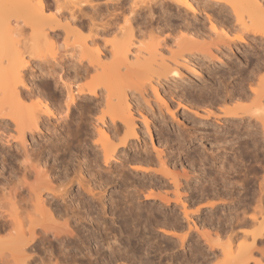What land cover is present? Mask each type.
Listing matches in <instances>:
<instances>
[{
	"label": "rangeland",
	"instance_id": "obj_1",
	"mask_svg": "<svg viewBox=\"0 0 264 264\" xmlns=\"http://www.w3.org/2000/svg\"><path fill=\"white\" fill-rule=\"evenodd\" d=\"M2 1L0 2V39H1V42L3 39L5 40L8 39L7 40L8 47H6L5 49L6 50L5 54H8L7 49L11 45V43H9V39H12L10 42H12V44L16 46L15 48V46L12 45L13 46L12 48H14V51L15 49H17L16 50L17 52L21 50L20 51L21 53L24 51L22 55L24 58L28 59L26 63H23V65L25 64L24 67L22 65L23 69L21 68V74L24 73V76H25L24 77L22 75L26 83L24 84L25 86L27 85V87L25 88L28 89L27 90L24 88V90L28 92L30 89V92L32 91L31 93L32 96L36 94L38 96V97L35 96L36 99L39 98L42 100V102L46 100L45 101L47 102L46 104L48 105L51 104L49 106L54 111H57V108L61 107L60 110L63 108L64 110L63 109L62 110L66 112L65 106H64L65 105L64 101L67 98V92H68L67 90H66L67 92L65 91V85H67L66 81L67 82L70 81L68 83H71L72 89H74L73 91H75L76 93V90H75L76 84L85 83L86 81L90 79L89 78L90 75L88 74L93 75V73L95 72L94 70H92L93 69L92 65L89 66L90 63L88 64V67H87L86 65L87 55H83L84 52L80 51V48L78 47L79 43L82 44L85 41L87 43L88 41V43L90 42L91 44V41H93V38H94V41H95V42L93 41L94 46L98 45L99 47L98 46L97 47L99 49L102 48L99 51L100 55L103 56L105 59L107 57V60L104 59L105 60L104 62L106 64L110 63L112 61L111 60L112 58H109V56H112V54H111V50L109 46L111 47L112 42L114 43L115 41L117 42L118 40H122L124 38L123 32L125 33L126 31L125 29L128 26L130 27L129 23L131 22L132 28L130 27V29L131 30L133 29V31L131 32L138 38V41H136L138 45H135L137 46V48L135 49L141 48L143 50L146 46L147 47L152 46L154 45V43L162 40L163 43L161 42L159 44L160 46H156L158 44H155L159 52L160 50L163 51L161 53L165 55L166 57L173 55L174 53L176 57L179 56L177 58L183 61V62L180 61L183 64H180V62L178 61V64L180 65L179 66L180 73H181L180 76L182 80L180 81L177 80L176 83L173 81H170V82L168 81V83L167 81H163L162 85L160 86L158 85V87L160 88V91L162 89L165 91V92L162 91V94L163 92L165 93L163 94L165 95V97L167 96L166 94L168 93V97H166V101H167V104H169L168 107H170L172 115H170L168 111H165L166 109H165V106H162L163 104L160 105L162 110H160L157 107V104H158L157 102L159 101L158 100L155 101L156 98L153 96L151 90L147 88L148 86H144L141 89L139 88L142 91V94L145 95V96L142 95L143 98L145 97L143 100L147 99L148 102H143L142 97L141 96H140L141 98L138 97V94L140 92L139 89L137 90L134 86H130L129 88L134 91V92H129L131 93L129 95L131 97L130 101L133 103V104L131 103L133 106L132 112L134 113L132 114L136 122L137 131H139L138 135H140V138L142 141L140 140L136 144V146L134 144L133 147L131 145V147L128 146L125 149L121 148L122 149L120 151L121 155L118 153V156H117L118 160L117 161L112 160L111 166L110 165L103 166L105 167V169L114 170V173H113L114 175L118 172L116 170H121L120 173H123L124 171L123 175L124 176L126 175L125 178L124 176H122L123 180L121 176L117 175V179L115 178L116 180L114 181V183H110L108 186H106L107 190L105 191V195H106L105 200L106 201L108 200L106 202L108 205V210H109V207L112 208L113 207L112 205H114V208L112 209L114 210L113 212H115L114 215L110 214L108 218H106V223L107 224L109 223L108 225L114 229L112 232L113 234H116L118 238L117 239L118 242L116 241L115 243L114 241V245H113L114 248H115V244L116 245L120 244L121 247L117 245L115 249L119 247V249H122L123 251V248L125 247L124 250L125 251L127 250L129 252L126 253L124 251L125 252L124 254L130 255L131 253H133L131 254L133 255L132 256L133 259L131 257L128 258L127 256L126 259L125 258L119 259L120 261L119 260H117V262L114 261L115 263H112V264H117V263L118 264H124V263L125 264H141V262L142 264H167L165 262H167L168 260H169L168 264L170 263L171 264H211V263L212 264H225V262L221 263L222 262L221 259L223 256L222 257L220 256L221 254H219V248L214 246L215 243L211 242L213 244V248L210 249L206 245V243H204L203 239L199 238L197 231H195V229L191 225L193 223L191 220L195 221L198 225H201L202 222L204 221L206 222L208 221L207 223L204 222L202 224L205 226H201L200 227L201 230H202V227H203V230L206 229V230L213 231L214 229L216 231L220 229L221 231L222 228L225 230L227 229L226 226L229 223V220H228L229 218L232 217V221H235V218H234L235 212L238 213L239 216H242L241 211L243 210V208L250 207V209H248L247 213L245 214L246 216H248L252 212L251 208H253L256 205V202H257L256 200L258 196L263 194V198H264V191L262 192V194L260 192L261 186H262V189L264 190V184H263L264 183L263 181L264 180V131L262 130L261 124L257 122L255 119L248 118V117H244L242 119L232 118L231 120H229L230 123L225 122L224 124H222L221 122L223 121V118H222L223 116H222L221 111L219 110L220 107L223 105V102L221 101L223 97L226 98V103L228 104L229 107L233 105H248L249 104V100H244V99L237 100V95L241 89L251 94L249 90L250 87L258 88L257 86L258 77L259 78L264 77V36L257 34V33L254 34L251 31H248L249 33L244 31L245 32L243 35L244 39L242 40L238 38L239 33H241L242 35L243 31L239 30L238 23L236 22V19L234 20V17H235L233 15L234 13H231L228 5L226 6L225 4L226 1L223 2L222 0H194V1L190 0L192 1L193 5L196 4L195 5L196 8L194 7L195 10L193 13H192V10L186 7V5L184 6L183 3L181 4V1L178 2L179 0L177 2L176 0L175 1L173 0H108V3L111 4V7H108V4L106 3L104 5L103 11H99L98 13H97V9L93 11L94 7H91V6L98 5L99 0H89L90 5L92 4L91 6L89 5L88 0H41L43 6L44 7L46 6L45 8L47 9L50 8V10L52 11H54L55 8H59V11H61V13L67 17H69L68 13L72 12L73 10H75L74 13L75 12L78 13L77 15L76 13L74 14L77 17L74 16L73 19L67 18L69 24H71L72 21L74 23V24L72 23L71 25H69L67 28H65L66 24H64L63 22H61V24L59 23L60 25H56V23L58 22H55L54 24L53 23L54 21L53 22L50 21L49 23L47 22L49 20H46V22L44 20L45 25H42L44 23V22L41 23L42 21L41 22L37 21L38 23H41V24L32 23L30 21L32 19L30 18L29 20L28 18L30 17V14L28 13L29 16L27 15L28 9L26 10L24 8L21 9L20 7L23 4H25V0H23L24 3L22 0H21L22 3L19 0H15L16 4L14 0L13 2H11V0H7L8 2H11L12 5L14 4L13 7L8 2L5 3ZM31 1L32 0H30V2ZM33 1L36 2L37 0H33ZM261 1L263 2V0ZM17 2H20L22 5H20V3L17 4ZM35 2H33L34 5L37 3ZM37 4L36 6H33V4L31 6L35 8L37 7ZM131 5H133L132 8H131ZM31 6L29 5V9ZM76 6L78 9L76 8ZM80 6L82 7L81 11L84 9L83 11L85 13L82 12V14L84 13V16H82L81 12L77 11L79 10ZM147 6L149 7V9H151L150 13L152 14V17H150L151 14L149 13ZM133 7L136 10H134L135 13L133 12V14H131V10L133 9ZM20 10L21 11L23 10L24 12L23 11L22 12L24 14H22ZM136 12H139V14H137ZM86 13L88 15L90 13V16L85 17ZM91 13L92 14L94 13L93 16ZM97 14L100 17L99 20H96ZM147 14L149 15L150 18L148 17ZM127 16L128 17L130 16L131 18V19L129 18V21H130L129 23L124 20V17L125 19H127ZM89 17L92 18V21L95 24V26L98 27L97 28L98 30L97 29L95 30L96 27H94V25L91 24L92 21L91 22L89 21L90 23L88 22V19H91ZM132 17H133V20H132ZM211 23H213V25L216 26V28L219 31L218 33L220 34L214 35L213 33L210 32L211 30L209 28L211 27L210 26ZM91 25L93 27H90ZM185 25H188V26L184 28ZM122 26L125 28H123ZM11 28L14 29L15 31L12 30ZM186 28L190 29V31H188ZM115 29L118 30L117 32L120 31L119 33H121V29L125 30V31H122L121 35L119 34V36L123 37L122 39L119 38L118 34L115 33L116 31ZM193 29L194 31H198L197 32L198 34L201 33L202 35H204V36H201V38H200L201 34L199 35V39L201 41L203 39L202 42L198 40V42L200 43L197 42L196 46L195 44H190L191 46L189 47L191 48H192V45L195 46L190 50L188 49L185 50L187 48V46L185 45H183L185 47H182V46L179 47L175 45L176 43L175 39H178L177 36L179 37V35L181 36L185 35L186 31L190 33L191 30L193 33H196L193 31ZM223 29L228 31L229 34L226 36L225 35L223 36L222 35ZM8 30L14 33L9 34L10 32ZM40 30L49 34L50 35L49 37H51L54 40L53 41L54 47L52 46V50L49 47L50 49L49 51L53 52V50L55 49L53 53L56 59L54 60L60 61V63H58L57 61L59 65L56 63V61L53 60L56 63L55 65L52 59L50 60L51 52H48V48L45 46L47 45V43L43 44L44 42L43 40H42L43 42L41 41L43 45L39 43L38 49L37 47H35V49L33 48L34 47L32 46L33 38H34L33 36L35 35L36 31H40ZM209 32L211 34H209ZM188 33L186 34V36H188ZM92 35H93V38H91ZM190 38L192 37H189V39ZM19 39L22 42H19ZM5 40H3V43H5L4 42ZM194 40L195 42L197 41L196 39ZM90 44L88 45L90 48V52H92V49H94L93 48L94 46ZM29 45H30V48H29ZM177 45L179 44L177 43ZM42 46H45L47 49ZM4 47H5V44H4ZM176 47H179L180 50L183 48L184 51H180L179 48H178V51H180L179 53H182L184 57H187V58L185 59H183V57L180 58V54L178 53L177 55L178 51ZM108 49L110 50V52ZM101 51L103 52V54ZM108 52L110 55L107 54ZM94 53H95V49L93 50V53H91L92 56L94 55ZM142 53L144 54H141V56L144 57L146 53L144 51ZM104 54L106 56H104ZM71 55L74 57H72ZM45 56L47 58H44ZM83 56H85L86 60ZM77 57H81L82 60L81 58L77 59ZM130 57H132L131 54H130ZM145 57L148 58L147 56ZM4 59L6 60L5 57ZM88 59H89V55H88ZM47 60H49L52 63V65H50L51 63ZM142 61L143 60L141 59V62ZM5 62L8 63L7 61ZM5 62L3 63L4 65L6 64ZM50 66L52 67L48 68ZM4 67L5 66H3V68ZM54 67L55 69H53ZM86 68L87 70H85ZM135 68H138V67H135ZM143 68H141V66L139 68V70L140 69L143 70V71L141 70L142 71L141 74H137V73H140V71L139 72L137 71L136 73H134L135 70L133 71V73L137 75H134V74L131 75V77L128 80L129 84H133V85L136 84L137 86V82L141 79V77H144L143 73L144 72L146 73V71H144L145 69ZM47 69L49 70L50 73L48 72ZM146 69L148 68L146 67ZM54 70H56L57 72ZM91 70L94 72L91 73L92 72ZM122 71H124V69ZM53 72L55 74H53ZM74 72L77 73L78 75H76ZM45 73H48V74H45ZM79 73H82L81 75L85 73V75L87 74L86 76L88 77H84V75L82 77L81 75L80 77H78ZM59 77L61 79H59ZM74 77L76 81L73 80ZM62 79L63 81H65L64 85H63V81H61ZM77 79H78V83H77ZM172 84H174L175 88L172 86ZM102 93L104 94V90L100 88L98 89V97H97V94L96 96L87 95L90 98V100L89 98H87V96L85 97L86 99L82 98L83 96H78L79 98L76 96L77 100H75L76 102L73 104V106H71V109L73 108L72 111L70 109L67 112L68 114H66V116H63L64 113L61 111L62 114L61 113L60 114L64 118L61 116L62 118L59 119V122L56 121L58 119H54L52 117L49 119V117L47 118V116L46 117L44 116V120L45 119L46 120L45 122L43 121L44 123L40 125V128H42V130L44 131H39L40 136L38 135L39 137H37L38 138V140L36 141V143L38 144L37 146H39L41 142L42 143L45 142V145H47L48 143V140L47 141L42 140L43 138L41 135L43 133H45L47 136H50L54 134L53 131L56 130L55 132L59 133V130H61L60 133L62 132L61 134L62 136L64 135L63 132H66V130H69L68 132L69 140L67 139L70 142L69 148L66 149L67 152H64L65 150L63 151L60 150V152L58 151V157L60 158L57 157L58 159L56 160L57 163L60 161L64 162V159L66 158L68 159L69 157L71 158V161L73 160L72 161L73 163L75 162L77 163V161L79 160L88 161L89 158L91 157L93 158L94 155L92 156L93 154V152H91L92 150H89L90 148L88 147L85 148V146L86 145L88 146V143L90 144V142L94 143V140H96L97 135H98L97 132H95L96 130L93 129L94 131L93 130L91 131L92 127L90 125H92L94 128L95 127L94 124H99V122H97L94 119H96L98 114L100 113L99 112L100 106L101 108L103 107L102 109L105 108L103 105L104 95H102L103 97H100ZM132 93L134 94V96ZM170 94H173V95H170ZM182 94H183V97L186 96L188 97L189 100L191 99L196 100V103L198 102V107H195V108L192 107L191 109L193 110H191L189 108H185L182 105H179L177 103L179 98H177L176 100V97H181ZM131 95L134 98L133 100H132ZM169 95L171 98L169 97ZM32 96L30 97V99L31 98L33 99ZM231 97L232 99H229ZM96 98H98L97 99L98 101L95 100ZM99 98L101 101L99 100ZM32 99L31 100L27 99L26 102L30 104L31 102L29 101H32ZM135 99L138 101L140 100L139 101L140 103H138V101L137 102L134 101ZM33 101H36V100L33 99ZM97 103H100V104L98 105ZM145 103L147 104L149 103L150 105L148 106L146 104L145 106ZM136 104L138 105L140 104L141 107L137 105V108L135 109ZM87 106L89 107V109ZM91 106L93 107L91 108ZM96 106L97 108H95ZM86 107L88 110L85 109ZM93 108H94V111L92 110ZM90 109L91 111H89ZM207 109L211 110V112H214L215 115L213 114L208 115L206 113ZM84 110L87 111L88 113H85V112L83 113L82 111ZM146 110L147 112L149 110L152 113V115L149 112L147 113ZM140 111L142 112L143 115L145 114L148 117V119L154 118L152 120L155 122L156 126L154 127L153 124L150 125L151 131H152L151 134H149L146 131V128H145L146 126L144 125L143 120L141 118V113L139 114ZM57 116L59 117V115ZM218 116L221 118V120L216 118ZM83 118L86 121L81 120ZM47 119H49L50 121L48 122ZM63 120L65 122L68 121L66 122V124L67 123L68 124L63 125L65 123ZM89 121H91V123L94 121L93 122L94 124L93 123L91 124ZM77 122L80 124L84 122L86 124V128L88 129V133L86 132L87 135L77 134L78 128L76 129V126L77 125H78L77 127L80 126V124H77ZM44 124L45 125L47 124L50 127L49 128L47 127L48 129L43 128V126L46 127ZM2 125H5V123L0 124V126L3 128L4 126ZM10 125L13 126L11 122H10ZM10 125L8 126L5 125V127L3 128L5 131L1 129L0 127V132L1 133L4 132L3 134H0V137L2 138L1 140L2 142L0 141V144H1L0 148L3 145L2 148L0 149V157L2 158L1 160H3V158H5L4 156H6L4 151L6 150L8 151L9 149L12 150L14 148V147H11L3 143V141H5L3 138L4 135H5L4 137L10 136L8 137V139H10L11 142H12L11 137L16 135V132L12 129V127L11 128L9 127ZM61 126H64L62 127L63 129L61 128ZM159 127L160 129H162V132H163L162 135L164 136L158 135ZM53 128L55 130H53ZM45 129L48 131L45 132ZM50 130H53L51 131L52 133L50 132ZM6 131L8 132L10 131V133L7 134L8 132ZM189 131H192V132L195 131L194 134L191 135L193 136V139L190 138L191 140L190 142L188 141V136L190 135V133L188 134ZM225 131H228V133H226L227 141L225 143H222L225 149L217 150L218 151L217 156L219 159L215 160V164H211L213 160L211 159V155H209V152L212 149L215 150L216 148V147H213L214 142L212 138L216 134L223 135ZM178 134H181V136L184 135V137H186V141L184 142L185 144L184 147L182 146L180 147L178 142H176L177 141L176 137ZM236 135H238V137H235ZM85 136L86 137L88 136V137L86 138ZM55 137L53 136L50 139L54 142ZM166 137L171 139V141L168 140V142L171 145L168 148H164V146L163 145L161 146L160 144L163 138L165 139ZM27 138L29 139L30 137L27 136ZM37 138H35L34 140H36ZM34 140L29 139L31 143H33ZM84 140H85V143H84ZM90 140H93V141H90ZM143 140L145 141V146L143 145ZM164 141L166 140H163V144L166 143ZM169 143H166V144H169ZM82 144L85 146H82ZM253 144L256 145L255 146L257 147L256 149L252 148ZM153 145L155 147H153ZM247 145L249 147L248 149L245 148V146ZM138 146H141V147H138ZM157 146L164 149V152H162L161 155H163L162 157L165 161L167 160L166 161L167 162L166 164H168L167 166L170 167L171 170L174 168L173 171L175 172V174L182 175L183 170H188L189 175L191 176H192V172L190 171L191 167H189L190 163H188L191 160L189 161L186 159L187 154L191 156L194 154V152H201L203 146L207 149L205 150L204 155L208 160L205 161L204 166L202 165L200 166L198 161L194 162L193 163L194 165H192L193 166L192 168H194V170L196 171L194 172L193 175L197 176L198 174H200L202 178L194 177V178H191L187 183L185 182L183 177L180 178L182 182V185H180L182 186L180 189V192H181L180 194L182 196V199H184V201H187V203H190V206H189L190 209H194L197 203L199 204L202 201V198L204 196H205V198H203L204 202L212 200L217 203V206L215 207V209L212 210L210 208L204 207L200 212L196 214H192L190 215L191 217H188V219H185L183 217V214L181 213V206L175 203L174 201V197L171 192L172 190H174V188L171 183H169L170 186L169 184L166 186L165 184L166 182L163 179H159L156 177H153L150 179L148 175L144 176L142 175V172L139 171L138 173H136L135 170H132V166H133L132 164L135 162L134 160H137V158L140 159L141 157L142 158L146 157L147 155H148L147 159L149 160L150 158L155 163L150 164V163H147L146 161H141L142 164H140L141 163L140 162L139 166H146V167L149 166L148 168L152 170L157 169L158 165L156 162L157 158H156V152H155V149L156 151L158 150L156 148ZM3 148H5L4 151H3ZM84 148L86 149V151ZM143 148L144 149L146 148V150L148 151V154L144 151ZM14 149H13V152H15ZM87 151H88V154H87ZM1 152H3V155H4L3 157L1 155L2 154ZM62 152H63V155L61 154ZM85 152L89 156H87L86 154H83ZM8 153H12V151L9 150L7 152V155ZM75 157L79 160L75 159ZM48 158H50L49 163L50 162L53 163V161L51 160V158L52 159L54 158L53 155L52 156L49 155ZM83 158H86V159H83ZM68 160H65V161L67 162ZM125 160H129V161H127L126 163ZM218 160H223L225 162L226 172H224L223 170H221L220 172L217 171V168H215V165L217 167L220 164ZM144 162L146 163L144 164ZM2 163L4 162L1 161L0 164L3 165ZM101 163L102 161H100V164ZM123 163L125 166L123 165ZM62 164H65V162ZM102 165L104 164L102 163ZM84 166L85 165H83V167ZM89 166H92V165H89ZM89 168L91 169L90 170L91 172L95 171L94 170L95 168L93 169L91 167ZM204 170L206 173L210 174L211 177L215 178L216 184L214 185L213 183L211 188L210 186H208V182H207L208 180L206 179L208 178V176L205 177L203 175ZM118 177H120L121 180ZM32 178L33 177H30V179ZM164 179L167 180L168 177L167 178L164 177ZM204 179H206L207 181H204ZM168 180L167 182H170ZM152 182L156 184L155 186H157L158 188L156 190L157 192L160 193V195L169 197L170 203L168 206H164L163 203L159 199H156V202H154L153 200L144 199L146 192H149L148 186ZM140 184H144V187L142 186L144 190L143 188L140 189L141 188ZM133 186L134 188L140 189L138 191L139 193L138 197L133 200L134 202L133 204L135 206L139 203V205L143 209V212L141 213L140 216H135V213H134L135 211L133 210H131V212L129 213L128 209L130 207L129 206L130 202H127L126 198H125L126 201L124 200V195H126L125 193H127L128 191L129 193L133 192L134 190ZM201 187L206 188L205 191L201 190L203 194L199 190V188ZM74 188L76 189V186ZM214 191L220 192L219 198L221 199L217 197H213L211 195L210 192L213 193ZM208 193L211 196L207 195ZM224 193L226 194L224 195ZM111 196L113 199H111ZM86 200L91 202L89 204H92L94 201L90 199H86ZM110 200H112L114 203L111 204ZM116 204L118 205V207ZM87 205L88 204H86L85 206L87 207ZM149 207H151L152 210H154L156 217L151 216L149 219V222L146 223L145 219L147 215L144 211ZM229 211L231 213L227 214L229 213ZM136 217H138L139 220L136 219ZM188 221H189V227L191 226L190 229L187 228ZM110 222L112 223L111 225H110ZM214 226H217V227H214ZM223 229L220 232L221 234L219 236L220 237L219 241L221 242L223 240L222 242L224 243V241L226 242V239H228L226 237L229 233L228 232L225 233ZM251 229H253V226H243V225L235 226L234 231L237 233L238 238L237 240L232 239L233 244H237L238 242H240L242 233L248 232ZM164 231L171 232V233L173 232L178 235L180 233L181 234L186 233L185 244L183 245V247L180 246L178 239L174 235L170 236V233H168L167 235L166 233H164ZM211 231L209 232L212 233V235H214V232H211ZM211 237L213 238V236ZM111 241L113 244V238L111 239ZM148 241L150 243V246L149 244H147ZM257 246L264 247V239H263V242L258 243ZM0 247H1L0 249H3V245L2 246L0 245ZM213 254L214 255L218 254L217 255L218 259H216L213 256ZM254 254L256 258L260 257L257 252ZM262 264H264V261L262 262Z\"/></svg>",
	"mask_w": 264,
	"mask_h": 264
},
{
	"label": "bare ground",
	"instance_id": "obj_2",
	"mask_svg": "<svg viewBox=\"0 0 264 264\" xmlns=\"http://www.w3.org/2000/svg\"><path fill=\"white\" fill-rule=\"evenodd\" d=\"M19 1L21 2V0H19ZM28 1H29V3H28ZM173 1H175V0H173ZM177 1L178 0H176V2ZM180 1H181V4L183 3L184 6L186 5V7L188 9L192 10V13L194 12V10H195L194 7L196 8V6H195L196 4L193 5L192 1H190V0H179L178 2H180ZM222 1L223 2L226 1L225 2L226 6L228 5L231 13H234L233 14L235 16L234 20L236 19V22L238 23V26H239L238 27L239 30L243 31L242 35H241V33H239L238 38H240L242 40L244 39L243 38L244 37L243 35L245 33L244 31H246L247 33H249L248 31H251L254 34L257 33V34L264 36V0H263V2L261 0H222ZM2 2L6 3L8 1L3 0ZM11 2H13V0H11ZM11 2H8V3L11 4ZM14 2H15V0H14ZM20 2H17V4ZM33 2H35V1L32 0L30 2V0H25V4L22 5L21 4L22 2L20 3V5H22V6H20L21 9L22 8H24L25 10L28 9L27 15L29 16V14H30V17H28V16L27 17L29 18V20H30V18L33 20V21L30 20L32 23L41 24L44 22V20H45V22H46V20H49L47 22L50 23V21H52V22L54 21L53 22L54 24H55V22H58V23H56V25H60L61 22H63L64 24H66V26L64 25L65 28H67L69 25H71L73 23V21H72V23L69 24L67 18L73 19V17L75 16L74 14L76 13V12L74 13L75 10L72 9L73 11L68 13L69 17H67V16L63 15L61 13V11H59V8H55L54 11L50 10V8L49 9L45 8L46 6L45 7L43 6L41 0L36 1L38 4L35 2L37 4V7L34 8L33 6H36V4L34 5ZM88 2H89V0H88ZM23 3H24V1H23ZM15 4H16V2H15ZM32 4H33V6H31ZM166 4H168V3H166ZM13 5H12V7H13ZM29 5L31 6L30 9H29ZM89 5H90V2H89ZM26 6H28V7H26ZM132 6L133 5H131V8H132ZM91 7H93V5ZM134 7L131 10V14H133V12L135 13L134 10H136L135 9L136 7L135 8ZM76 8H77V6H76ZM70 9H71V7H70ZM81 9H82V7L80 6L79 10H77V11L81 12V14H82V12H84L83 11L84 9L82 11H81ZM147 9L149 10V13H150L151 9H149V7ZM94 10H96V8H93V11ZM148 10H146V11H148ZM28 11H30V12H28ZM137 11H139V10H137ZM23 12H22V14H24ZM84 13L82 14V16H84ZM136 13L139 14V12H136ZM77 14L78 13H76V15ZM93 14H92V16H93ZM86 16H90V13H89V15L86 13L85 17ZM75 17H77V16H75ZM91 17H89V18H91ZM148 17H149V15H148ZM150 17H152V14ZM129 18H130V16L129 17L127 16V19H125V17H124V20L129 23L130 22ZM64 20H65V22H64ZM132 20H133V17H132ZM37 21L38 22L42 21V22L38 23ZM89 21L91 22L92 18L88 19V22ZM45 22L42 25H45ZM91 24L94 25L93 21L91 22ZM129 24H130V27L132 28L131 22ZM211 24H210L211 27L209 28L211 30L210 32L213 33L214 35L220 34V33H218L219 31L216 28V26L213 25V23H211ZM92 25L90 27H93ZM186 26H188V25H185L184 28ZM94 27H96L95 30L98 28L97 26H94ZM122 27H120V28H122ZM130 27L128 26L125 29L126 31L124 29H121V33H122V31H125V33L123 32L124 38L122 36H119V34L121 35V33H119L120 31L117 32L118 30L115 29L116 30L115 33L118 34V37L121 39L123 38V39L118 40L117 42L115 41L114 43L112 42L111 47L109 46L112 56H109L110 55L109 49H108L109 52L107 54H109L108 55L109 58H112L111 59L112 61L110 63H107V64L104 62L105 60H107V57L105 59L99 53V51L102 48L99 49L98 45L94 46L93 35L91 37V38H93V41H91V44H90V42L88 43V41H87V43H86V41L83 43L81 42L82 44L79 43L78 47L80 48V51L84 52L83 55H87L86 56L87 60H86L85 56H83L85 58V60L87 61V63H86L87 67H88V64L90 63L89 66L92 65V68H93L92 70H94L95 72L91 70L92 71L91 73H93V72L94 73H93V75L88 74L91 77L89 76L90 79L88 81H86L85 83L76 84L74 82L76 84L75 90H76L77 94L75 93V91H73L74 89H72L71 83H68L70 81H68V82L66 81L67 85H65V91L66 90L68 91V92L66 91L67 92V98L65 97L66 102L64 101V104H65L64 106H65L66 112L63 111L64 110L63 108H62L63 110L62 109L60 110L61 107L57 108V111H54L49 106L51 104H49V105L46 104L47 103V102H45L46 100L43 99L45 102L44 103V102H42L41 99H39V98L36 99V97H35V96H37L36 94L35 95L33 94L34 96H32V94H31L32 91L30 92V89L28 92H26L24 90V88L27 87V85L25 86V84H26L24 81L25 76H24V73L21 74V68H22L23 63H26L28 59L23 57L22 54L24 51L22 53L20 52L21 50L19 52H17L16 51L17 49H15V51H14V48H12V47L15 45H13L12 42H10L12 39H9V43H11V45L9 46L10 49L8 48L7 49L8 54H5L6 53L5 49H6V47H8L7 46L8 45V42H7L8 39L7 40L3 39V40H5L4 41L5 43H3V40L1 42V39H0V124L5 123V125L8 126V125H10V122H11L13 124V126L10 125L9 127L10 128L12 127V129L16 132V135L14 134L15 136L11 137L12 142L10 141V139H8V137H10V136H7V137H4L5 135L3 136V138L5 140V141H3V143H5L6 145H9L11 147H14L15 149L14 148L13 149L15 152H13V149L11 150L8 148L10 151H12V153H8V155H7V152L9 150L4 151L5 148H3V151L5 152L6 156H4L3 152H1L2 157L4 156L5 158H3V160H1L2 158L0 157V163H1V161L4 162V163H2L3 165L0 164L1 165L0 166V245L1 246L3 245V249H0V264H112V263L117 262V260H119V259H123V258L126 259L127 256H128V258L129 257L132 258L133 255H131V254H133V253L130 252L131 253L130 255L124 254L125 252L126 253L129 252L127 250L126 251L124 250L125 247L124 248L122 247L123 251H122V249H119V247L117 249H115L118 245V244L117 245L115 244V248H114V246H113L114 241H115V243H116V241L118 242V240H117L118 238H117L116 234H113V232H112L114 229L108 225L109 223L108 224L106 223V218H108V216L110 214L114 215V213H115V212H113L114 210L112 209V208H114V205H112L113 207L111 206L112 208L109 207V210H108V205L106 203L108 200L107 201L105 200V198H106L105 191L107 190L106 186H108L110 183H114V181L117 179V175L121 176V177L124 176L123 175L124 171H123V173H120L121 170H116L118 172L117 173L115 172L116 174L114 175L113 174L114 170L105 169V167H103V166H105V165L111 166L112 160L117 161L118 160V158H117L118 153L120 154V151L122 150L121 148L125 149L128 146L131 147V145L133 147L134 144L136 146V144L141 140L140 135H138L139 131H137L135 119L133 117V114H134L132 112V110H133L132 104L133 103L130 101L131 97L129 96L131 94L129 92H134V91L132 89H130L129 87L134 86L138 90L139 88L141 89L144 86H148L147 88H149L151 90L153 96L156 98V99L154 98L155 101H157V100L159 101V102H157L158 103L157 107L160 110H162L160 105L163 104L162 106H165V109H166L165 111H168L170 113V115H172L171 109H170V107H168L169 104H167V101H166V97H168V93L166 94L167 96L165 97V95H163V94H165L164 93L165 91L163 89L160 91V88L158 87V85L159 86L162 85L163 81H167V83H168V81L169 82L173 81L176 83L177 80L180 81V80H182V78L180 76L181 75L180 68H179L180 65L178 64V61L180 62L181 60H179L177 58L179 56L176 57L175 53H174L173 55L166 57L165 55H163L161 53L163 51L160 50V52H159V50L157 49L156 46H160L159 44L162 42V40L154 43V45H152V46H149V47L146 46L143 50L141 48H140L141 50L135 49V48H137V46H135V45H138V43L136 42V41H138V38L131 32V31H133V29L131 30ZM52 28H54V27H52ZM123 28H125V27H123ZM100 29H101V27H100ZM10 30H8L10 32L9 34L14 33V32H11L14 29H12L11 31ZM187 30L190 31V29H187ZM193 31H194V29H193ZM191 32H192V30H191ZM191 32L188 33L186 31V34L188 33V36H186L185 33H184L185 35H182V36L179 35L180 38L182 37L181 39L177 36L178 39H175L176 43L175 42H173V43H175V45L179 46V47L187 46V48L185 50L192 49L193 47L196 46L198 40H200L199 35L201 33L198 34L197 33L198 31H194L197 34L193 33V32L191 33ZM210 32H209V34H211ZM228 34H229V32L226 31L225 29H223L222 35L226 36ZM49 36H50L49 34L43 32L41 30L36 31L35 35L33 36L34 37L33 38V44H32V46H34L33 48L35 49V47H37V49H38L39 43H41V41L43 40L44 41V42L42 41L43 44L47 43V45H45V46L48 48V52H51V51H49L50 50L49 47L52 50L54 40ZM201 36H204V35L201 34L200 38H201ZM186 37H187V39H186ZM189 37H192L193 39L192 38L189 39ZM194 39H196L197 41L195 42ZM177 40H179V41H177ZM202 41H203V39H202ZM202 41L200 40V42H202ZM19 42H22V41H20V39H19ZM188 42H189V44H188ZM200 42H198V43H200ZM92 43H93V45H92ZM177 43L179 45H177ZM2 44H3V46H2ZM4 44H5V47H4ZM43 44L41 43V45H43ZM88 44L94 46L93 48L95 49V53L93 56L91 53H93L94 49H92V47H91L92 52H90V48H89ZM155 44H158V45L155 46ZM190 44H195V46L192 45V48H191V47H189V46H191ZM30 45H31V43H30ZM30 45H29V48H30ZM183 45H185V46H183ZM45 46H42V47H45ZM179 47H176L177 51H178ZM15 48H16V46H15ZM12 49H13V51H12ZM54 50H53V52H54ZM179 50H180V48H179ZM143 51L146 53L145 56H147L148 58H146L145 56L144 57L141 56V54H144V53H142ZM180 51H184V49L182 48ZM180 51L177 52V55ZM53 52H51V54L49 53L51 55L50 60L52 59V61L54 59H56ZM102 54H103V52H102ZM130 54L132 55V57H130ZM179 54H180V58H182V57H183V59L187 58V57H184V55L182 53H179ZM88 55H89V59H88ZM104 56H106V55L104 54ZM4 57L6 58V60L4 59ZM72 57H74V56H72ZM141 57H143L144 59ZM168 57H170V58H168ZM44 58H47V57L45 56ZM78 58L80 59L81 57H77V59ZM101 59H102V61H101ZM141 59L143 61L144 60L145 61L141 62ZM4 60L7 61L8 63H6ZM81 60H82V58H81ZM47 61H49V60H47ZM54 61H56V60H54ZM57 61H56V63H57ZM4 62L6 63L5 65L3 64ZM181 62H183V61H181ZM181 62H180V64H183ZM56 63L54 62L55 65H56ZM58 63H60V61H58ZM184 63H186V62H184ZM2 64H3V66H5L4 68H3ZM24 65H23V67H24ZM50 65H52V63ZM140 66H141V68L145 67V68H143V69H145L144 71H146V73L145 72L143 73L144 77H141V79L137 82V86H136V84L135 85L129 84L128 80L131 77V75H133L137 71L138 72L140 71V73H137V74L142 73L143 70L142 69L139 70ZM51 67L52 66H50L48 68H51ZM79 67H77V68H79ZM135 67H138V68H135ZM146 67L149 70L146 69ZM77 68H76V70H77ZM53 69H55V67ZM123 69H124V71H122ZM85 70H87V68ZM54 71H56V70H54ZM133 71H134V73H133ZM48 72H49V70H48ZM75 72H77V71H75ZM83 72H85V71H83ZM45 74H48V73H45ZM53 74H55V73L53 72ZM75 74L78 75L77 73H75ZM81 74L82 73H79L78 77H80ZM137 74H134V75H137ZM56 75H57V73H56ZM83 75H84V77H88V76H86L87 74L85 75V73H83ZM83 75H81V77ZM60 77H59V79H61ZM73 80L76 81L75 77L73 78ZM61 81H63V79ZM64 82L65 81H63V85L65 84ZM77 83H78V79H77ZM28 84H29V82H28ZM172 86L174 87V84H172ZM257 86H258V88L257 87H253V88L250 87L249 90H250L251 94L246 92L245 90L241 89L237 95V100H242V99L249 100L248 105H233V106L229 107L228 104L226 103V98L223 97V99L221 100L223 102V105L219 109L222 113V116H223L222 117L223 121L221 122L222 124H224L225 122L230 123L229 120H231L232 118L242 119L244 117H248V118H253L257 122H259L261 124L262 130L264 131V77L263 78L258 77ZM74 87H75V85H74ZM30 88H32V87H30ZM100 88H102V90H104V94L102 93L100 97H103L102 95H104V97H103L104 98V101H103L104 104L103 103H101V104H103L105 108L102 109L103 107L101 108V106H100V108H99L100 113L98 114L97 118L94 119L97 122H99V124H94L93 123L94 121H93L92 123L95 126L94 128L92 125L89 124L92 127L91 131L93 129L96 130L95 132H97L98 135H97L96 140H94V143L90 142V144H89L87 142L88 146L87 145L85 146V145H83L85 143V140H84V143L82 144V146H85V148L88 147V148H90L89 150H92L91 151V152H93L92 156L94 155L93 158L92 157H91L92 159L89 158L88 161L87 160L80 161L79 159L76 158L77 157L76 156L75 159L79 160V161H77V163L76 162L73 163L72 162L73 160L71 161L70 157H69L70 159L68 158L69 160L67 158L64 159L65 164H62L64 162H62L60 160H59L60 162L57 163L56 160H58L57 159L58 151L60 152V150L61 151L65 150L64 152H67L66 149L69 148V144H70V142L68 141L69 140L68 139L69 130L65 129L66 132H63L64 135H62V136H61L62 132L60 133L61 130H59L60 127L58 129L59 133H56L55 132L56 130L54 128H53V130H55V131L50 130V132L51 131L54 132V134L50 135V136H47L45 133H43V134L41 133L42 134L41 136L43 138L42 140H45V141L48 140V143L46 142L47 145H45V142L43 141L44 143L41 142L42 144L40 143L39 146H37L38 144L36 143V141L38 140L37 137L40 136L39 131H44V130H42V128H40V125L43 124L46 120V119L44 120V116L45 117L47 116V118L49 117V119L51 117L54 119H58L56 121L59 122V119H61L63 116H66V114H68L67 112L71 109V106H73V104L76 102L75 100H77L78 96H83L82 98L86 99L85 97L87 95L88 96L89 95L96 96V94H97V97H98V89H100ZM25 89H27V88H25ZM140 89H139L140 92L138 94V97L141 96L142 100H143L145 97L143 98L142 95H144V94H142V91ZM162 91H164L163 94H162ZM169 91H170V89H169ZM173 94H170V95H173ZM170 95H169V97H170ZM31 96L36 101H33V99L31 98L33 102L29 101L31 103L28 104L26 102V100L27 99L31 100L30 99ZM88 96H87V98H89ZM133 96H134V94H133ZM133 96H132V100L134 99ZM175 96H176V94H175ZM177 98H179L177 103L179 105L184 106L185 108L191 109L192 107L193 108L198 107V102L196 103V100H194V99L189 100L188 97H186V96L183 97V94L181 95V97H176V100H177ZM97 99L98 98H96L95 100H97ZM180 99H182V100H180ZM229 99H232V97ZM39 100H41V101H39ZM89 100H90V98H89ZM99 100H100V98H99ZM134 101L137 102L138 100L135 99ZM139 101H138V103H140ZM91 102H92V100H91ZM143 102H148V101H147V99H145V100H143ZM89 104H88V106H89ZM97 104L99 105L100 103H97ZM146 104L147 103H145V106H146ZM137 105L138 104L135 105V109L137 108ZM147 105L149 106L150 104L148 103ZM138 106H140V104ZM87 107L85 109H87ZM92 107L93 106H91V108ZM95 108H97V106ZM72 109H71V111H72ZM82 109H84V108H82ZM88 109H89V107H88ZM92 110L94 111V108ZM191 110H193V109H191ZM61 111L64 113L63 116L61 115L62 114ZM89 111H91V109ZM96 111H97V109H96ZM206 111H207L206 113L208 115L209 114L215 115L214 112H211V110H209V109H207ZM82 112L88 113L85 110ZM146 112H147V110H146ZM148 112L151 113L149 110H148ZM89 113H91V112H89ZM140 113H141V118L143 120V123L146 126L145 127L146 131L149 134H151L152 131H151L150 125L153 124L154 127L156 126L155 122L152 120L154 118H152V119L149 118L150 119L149 120L145 114L143 115L141 111L139 112V114ZM57 115H59V117ZM151 115H152V113H151ZM66 118H65V120H66ZM216 118L221 120V118L219 116ZM49 119H47L48 122L50 121ZM81 120L86 121L84 118ZM66 122H68V121H66ZM66 122L64 124L63 123L62 124L65 125ZM89 122L91 123V121H89ZM77 124H80V123L77 122ZM5 125H2V126L5 127ZM52 125H53V123H52ZM45 126L46 127L43 126V128H47V127L49 128L50 127L47 124ZM77 126H76V129L78 128L77 134L87 135L88 129L86 128V124L84 122H82V124H80L79 127H77ZM55 127H57V126H55ZM62 127H64V126H61V128ZM3 128L1 127V129H3ZM86 129H87V131H86ZM159 129H160V127H159ZM159 129H158V135L164 136V135H162V133H163L162 129H160V130ZM6 130H8V129H6ZM46 131H48V130L45 129V132ZM6 132H8V131H6ZM194 132H192V131L188 132V134L190 133V135L188 136L189 142L191 141L190 138L193 139V136H191V135H193ZM3 133L4 132H2V133L0 132V134H3ZM9 133H10V131L7 134H9ZM226 133H228V131H225L223 135L216 134L212 138L213 142H214L213 147H216V148H215V150L212 149L209 152V155H211V159L213 160L211 162V164H215V160L219 159L217 156V153H218L217 150H221V149L224 150L225 149L224 145L222 143H225L227 141L226 140L227 139ZM70 134H71V132H70ZM27 136H29L30 137L29 139H31V140H34L35 138H37V139L34 140L33 143H31V141H29ZM53 136L54 137L56 136L54 142L50 139ZM235 137H238V135H236ZM176 138H175L177 140L176 142H178L179 146L184 147L185 146L184 142L186 141V137H184V135L181 136V134H178ZM39 139H41V138H39ZM89 139H90V137H89ZM1 140H2V138L0 137V141ZM163 140H166V141H164L166 143H169L168 140L171 141V139L168 137H166L165 139L163 138ZM163 140L160 143L161 146L163 145L164 148H168L171 146L170 143L169 144H166V143L163 144ZM90 141H93V140H90ZM214 144H215V146H214ZM143 145L145 146L144 140H143ZM253 145H252V148L256 149L257 148V147H255L256 145H254V147H253ZM2 146H1V148H2ZM4 147H5V145H4ZM6 147H8V146H6ZM138 147H141V146H138ZM153 147H155V146L153 145ZM156 148L158 149L157 151L155 149L156 158H157L156 162L158 165L157 169L152 170V169L148 168L149 166L148 167L139 166V163L141 161H146L147 163H150V164L155 163L150 158L148 160L147 159L148 155H147L146 157H143V158L141 157L140 159H138L136 157L137 160H134L135 164L134 163L132 164L133 165L132 170H135L136 173H138L140 171V172H142V175H144V176L148 175L150 177V179L153 177L163 179L166 182L165 183L166 186L169 183H171L173 188H174V190L171 191L173 194V197H174V201H175V203H177L181 206V213L183 214V217L185 219H188V217H191L190 215H192V214H196V213L200 212L204 207L210 208L212 210L215 209V207L217 206V203L215 201H212V200L210 201L209 199H208L209 201L204 202L203 198H205V196L202 198L203 202L201 201L199 204L196 202L197 203L196 207L194 209H190V207H189L190 203H187V201H184V199H182V196L180 194L181 193L180 189L182 187V186H180V185H182L180 178L183 177V179L185 180L186 183L191 178H194V177L202 178V176L200 174H198L197 176L193 175L194 172H196V171L194 170V168H192L193 167L192 165H194L193 164L194 162L198 161L200 166L201 165L204 166L205 161L208 160L204 155V152L207 149L203 146L201 152H194V154L191 156H189V154H187L186 159L189 161L191 160L190 162H188V163H190L189 167H191V170H190L192 172V176H191V175H189L188 170H183L182 175L181 174H179V175L175 174V172L173 171L174 168L171 170V168L167 166L168 164H166L167 160L165 161L162 157L163 155H161V153L164 152V149L161 147H158V146ZM245 148L248 149L249 148L248 145L245 146ZM85 151H86V149H85ZM144 151L148 154V151L146 150V148L144 149ZM61 154L63 155V152ZM83 154H86V152ZM87 154H88V151H87ZM47 155L48 156L53 155L54 158L53 159L51 158L53 163H51V162H50L51 164L49 163L50 158H48ZM87 156H89V155H87ZM58 158H60V157H58ZM83 159H86V158H83ZM62 160H63V158H62ZM65 160H68V161L66 162ZM25 161H27V163H25ZM100 161H102V163L104 165H102V163L100 164ZM125 161L127 163V161H129V160H125ZM218 161L220 162V164L217 167L215 165V168H217V171L220 172L221 170H223L224 172H226L225 162L223 160H218ZM146 162H144V164ZM140 164H142V162ZM83 165H85V166L83 167ZM89 165H92L93 167L89 166ZM123 165H124V163H123ZM89 167H91L92 169L95 168L94 169L95 171L91 172L90 171L91 169ZM170 170L173 171L174 173L171 172ZM118 173H120V174H118ZM203 175L205 177L208 176V178H206L208 181L206 179H204V181L208 182V186H210V188L212 187L213 183H214V185L216 184L215 178L211 177V175L206 173L205 170L203 172ZM125 176H124V178H125ZM30 177H33V178L30 179ZM164 177H166V178L168 177L169 180L168 179L167 180L170 182H167V180L164 179ZM118 178H120V177H118ZM225 179H226V177H225ZM120 180H121V178H120ZM122 180H123V177H122ZM202 180H201V182H202ZM155 185L156 184L153 182L150 183V185L148 186L149 192H146L144 199L153 200L154 202H156V199H159L163 203L164 206H168L170 203L169 197H165L163 195H160V193L157 192L156 189H158V188ZM75 186H76V189L74 188ZM142 186L144 187V184H140V187H141L140 189L143 188ZM169 186H170V184H169ZM136 187H138V186H136ZM201 188H199L200 192H201V190L205 191V189H206V188H202V189ZM133 189L134 190L131 193H129V191L127 190L128 192L125 193L126 195H124V200L126 198L127 202H130V205H129L130 207L128 209L129 213L131 212V210H133V211H135L134 212L135 216H140L141 213L143 212V209L141 208L139 203L136 206L133 204L134 203L133 200L138 197V195H139L138 191L140 189L134 188V186H133ZM143 190H144V188H143ZM263 191L264 190L262 189V186H261L260 187L261 194ZM201 193L203 194V192H201ZM201 193H200V195H201ZM210 193L213 197L219 198V196H220V192L214 191L213 193L212 192H210ZM225 194L226 193H224V195ZM207 195H209V193ZM211 195H209V196H211ZM109 198H107V199H109ZM86 199H90V200H94V201L92 204H89L91 202H89ZM111 199H113L112 196H111ZM219 199H221V198H219ZM256 201H257L256 205L253 208H251L252 212L248 216H246L245 214L247 213L248 209H250V207L243 208V210L241 211L242 216H239L238 213L235 212L234 218H235L236 223H235V221H232V217L228 219L229 223L226 226L227 229L224 230L222 228L225 231V233H227V232L229 233L226 237L228 239H226V242L224 241V243L222 242L223 240L221 241L222 243L219 241V238H220L219 236L221 234L220 232L222 231V229H221V231H220V229H218L216 231L213 229V231H211V230H206L205 228H204L205 230H203V227H202V230H201L200 227L205 226L202 224L206 221L202 222V224L200 223L201 225H198L195 221L191 220V218H190V220L193 222L191 225L195 229V231H197L199 238H202L204 243H206V245L210 249L213 248L212 243H215L216 245L214 244V246L219 248V254H221L220 255L221 257L223 256L221 259L222 262L220 261L221 263L225 262V264H251V263L262 264L263 261L261 258L264 257V247H258L257 244L262 243L263 239H264V198H263V194L258 196ZM110 203L113 204L114 202L112 200H110ZM86 204H88L87 207L85 206ZM117 207H118V205H117ZM120 210H122V209H120ZM115 211H116V209H115ZM117 211H119V210H117ZM144 212L147 215L146 219H145L146 223L149 222V219L151 216L156 215L154 210H152L151 207L147 208ZM230 213L231 212L229 211V213H227V214H230ZM136 219H138V217H136ZM111 224L112 223L110 222V225ZM187 224H188L187 228L190 229L191 226L189 227V221ZM237 225L253 226V229H251L248 232H243L242 236H241V241L238 242L237 244H233L232 239L237 240V238H238L237 233L234 231V227ZM214 227H217V226H214ZM193 228H191V229H193ZM219 228H221V227H219ZM215 229H217V228H215ZM96 231H98V232H96ZM209 231L214 232V235H212V233H210ZM164 233H166L167 235H168V233H170V236L174 235L178 239L180 246L183 247V245L185 244L186 233H184V234L180 233L179 235L176 233H173V232L171 233V232H165L164 231ZM222 233H224V232H222ZM211 236H213V238ZM112 238H113V244L111 241ZM147 244H149V246H150L149 241L147 242ZM157 245H159V244H157ZM118 246H120V244ZM120 251H122V252H120ZM256 252L259 254V256H260L259 258L255 257L254 253H256ZM217 255L218 254H216V255L213 254V256L216 259H218ZM125 262H126V260H125ZM168 262H169V260L165 263L168 264ZM206 262H208V261H206ZM141 264H142V262H141Z\"/></svg>",
	"mask_w": 264,
	"mask_h": 264
},
{
	"label": "snow or ice",
	"instance_id": "obj_3",
	"mask_svg": "<svg viewBox=\"0 0 264 264\" xmlns=\"http://www.w3.org/2000/svg\"><path fill=\"white\" fill-rule=\"evenodd\" d=\"M106 3L108 4V7H111V4L108 3V0H99V4L98 5H93V7L97 9V13H98L99 11H103L104 5ZM99 19H100V17L97 14L96 15V20H99ZM94 26H95V24H94ZM25 163H27V161H25ZM261 259H262V261H264V257H262Z\"/></svg>",
	"mask_w": 264,
	"mask_h": 264
}]
</instances>
